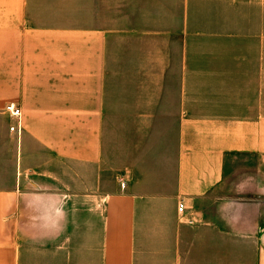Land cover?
I'll list each match as a JSON object with an SVG mask.
<instances>
[{
  "label": "crops",
  "instance_id": "1",
  "mask_svg": "<svg viewBox=\"0 0 264 264\" xmlns=\"http://www.w3.org/2000/svg\"><path fill=\"white\" fill-rule=\"evenodd\" d=\"M0 264H264V0H0Z\"/></svg>",
  "mask_w": 264,
  "mask_h": 264
},
{
  "label": "built area",
  "instance_id": "2",
  "mask_svg": "<svg viewBox=\"0 0 264 264\" xmlns=\"http://www.w3.org/2000/svg\"><path fill=\"white\" fill-rule=\"evenodd\" d=\"M5 109L9 113H11L13 116H15L20 121V118H21V115H22V108L19 105H16L14 103H8L5 106ZM11 129L12 130H17L19 132L20 131V126H19V124L18 125H13V126H11ZM179 209L181 211L184 210V203L183 202L180 203ZM188 222L192 223L193 220L189 219Z\"/></svg>",
  "mask_w": 264,
  "mask_h": 264
}]
</instances>
